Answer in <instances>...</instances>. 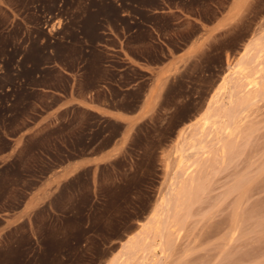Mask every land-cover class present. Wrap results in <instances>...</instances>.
I'll use <instances>...</instances> for the list:
<instances>
[{"label":"rangeland","instance_id":"rangeland-1","mask_svg":"<svg viewBox=\"0 0 264 264\" xmlns=\"http://www.w3.org/2000/svg\"><path fill=\"white\" fill-rule=\"evenodd\" d=\"M169 1L204 24L214 22L229 3ZM120 9L132 13L130 5L120 6L118 0H0V154L8 148L5 136L16 135L37 118L39 106L33 101L44 96L29 93L27 86L67 88L68 80L57 77L55 68H41L56 60L74 70L87 57L82 88L91 89L99 83V65L105 55L95 51L85 54L78 35L92 40L100 18L106 33H113L118 24L127 26L125 19L117 18ZM134 13L153 21L163 32L171 31L172 21L179 20L174 15ZM176 27L180 30L168 39L175 48L185 47L198 30L187 20ZM148 37L146 32L129 37L135 46L131 52L138 59L160 62L161 50L147 45ZM253 40L260 43L252 55L258 61L253 66L256 68L248 72L254 88L250 86L248 92L237 87L242 92L235 90L236 97L244 96L240 105L235 102L238 97L228 100L229 82L227 94L219 99L225 109L233 103L242 108L240 112L239 106L235 107V124L226 123L225 118L219 121L217 134L222 137L224 151L211 147L203 158L194 157L189 162L200 159L192 173L182 178L178 175L173 183L179 187L188 179L193 188L186 194L182 190L170 194L169 209L161 216V232L157 231L159 237L153 240L154 233L146 232L149 241L134 255H127L131 258L125 257V264H264V0H244L230 26L222 27L212 40H203L206 42L196 57L180 70L175 68L157 111L133 129L122 154L108 164L83 170L64 184L55 197L54 214L41 208L33 214L31 224L23 223L7 232L0 240V264H108L120 258L122 242L137 232L156 203L172 190L169 184L175 171L174 144L179 130L203 116L209 97L217 91L229 66ZM123 75L125 82L142 80L135 92L114 105L133 111L149 80L137 69L127 68ZM112 93L119 96L115 89ZM40 105L49 107L44 100ZM63 118L60 127L31 139L17 160L3 168L1 207L18 210L24 193L17 187L24 174L49 171L50 166L42 165L32 152L40 150L61 162L105 149L122 128L79 108ZM229 125L226 134L224 126ZM213 137L211 145L216 142ZM60 142H67L72 153L64 156ZM34 184L30 181L25 186ZM144 232L138 235L142 244Z\"/></svg>","mask_w":264,"mask_h":264},{"label":"crops","instance_id":"crops-1","mask_svg":"<svg viewBox=\"0 0 264 264\" xmlns=\"http://www.w3.org/2000/svg\"><path fill=\"white\" fill-rule=\"evenodd\" d=\"M144 1H147V6L140 4ZM243 1L229 0L223 14L214 22L204 24L197 16L188 15L180 6L169 0H128L125 3L118 0L120 6H131L132 13H126L120 9L117 14L118 20L127 21V26L118 24V29H115L113 33H106L102 30L100 18L96 23L98 27L94 31L92 41L85 40L80 33L78 35L85 54L95 51L105 55L99 65V83L91 89L82 88L87 57L74 70L66 68L63 63L56 60L50 66L41 68L42 70L55 68L57 77L68 80L67 88H49L40 85L26 87L29 93H40L44 98L33 101L36 106H39L36 120L30 121L16 135L4 137L8 148L0 154V173L4 167L12 165L17 160L18 154L31 139L48 129L60 127L65 122L64 115L69 114L71 117L75 108L93 113L101 119H110L121 124L122 128L118 138L110 146L98 152L88 151L76 158L58 162L52 155L40 150L32 152L42 165L50 166V169L43 175L24 174L21 185L17 187L24 193V199L18 210H10L5 205L0 206V240L16 226L23 223L31 224L33 214L41 208H46L49 213L54 214L56 211L54 200L64 184L83 170L108 164L122 154L133 129L157 111L160 99L175 68L180 70L190 59L196 57L204 42L212 40L222 27L230 26L234 13H237ZM135 11L149 17L174 15L179 20L172 21L171 31L163 32L153 21L145 20L141 15L135 14ZM182 20H187V24L195 26L198 30L185 47L177 45L175 48L168 43V39L175 37V31L180 30L176 25ZM140 32H146L149 35L147 45L159 47L162 58L160 62L152 63L146 59H138L132 54L131 49L135 46L130 44L129 37ZM113 40L116 45H108ZM127 68L137 69L149 80L144 94L138 100L137 108L133 111L114 106L129 92H135L142 83L139 79L125 82L123 74ZM39 77V75L36 76V78ZM114 89L119 92L117 98L113 96ZM43 100L49 105L48 108H41L40 102ZM51 100H53L52 103ZM60 144L65 149L64 156L72 153L67 142H60ZM30 181H34L35 184L31 187L25 186Z\"/></svg>","mask_w":264,"mask_h":264},{"label":"bare ground","instance_id":"bare-ground-1","mask_svg":"<svg viewBox=\"0 0 264 264\" xmlns=\"http://www.w3.org/2000/svg\"><path fill=\"white\" fill-rule=\"evenodd\" d=\"M259 44L260 43L258 40H253V41L247 43L246 46H244L243 52H241L239 57H237L233 66H229V69H228L229 71L225 74V76L221 80L220 84L218 85V87L216 89L217 91H214L212 93V95L209 97L203 116L201 118H199V120L197 122H194L193 124H189L185 128L179 130L181 132H180V134L177 135L176 141L174 144L175 145L174 146L175 147L174 153L176 156L175 161H174L175 171L173 174L174 176L171 179L172 181L169 184V187H172V190L170 191L168 189L172 193L167 191L165 196L161 197L162 198L161 202L156 203L157 205H155L153 207L152 211L150 212V214L148 215L146 220L140 224V228L137 230V232L135 234L131 235L130 237H128L126 240H124V242H122L121 251H120V253H121L120 258H117L115 260L111 259L108 262V264H125V262H126L125 257H127L128 259L131 258V257H128L129 255H131L130 253H133V255H134V253L139 251L138 249H140L141 246L143 248L144 245L146 244V242L149 241V238L147 237V235H145L146 232L154 233L153 240L156 239L155 237L158 233L157 231L160 230L159 226L163 224L161 222V216L163 215L162 213L165 212L164 211L165 209H169L168 207H169V204L171 202V201L169 202L170 194L172 195V194H174V192H176V191L178 192V190L179 191L182 190V192L186 194L187 192H189L190 189L193 188V187L191 188L192 183L188 179L185 180V182L179 187L174 185L173 182L175 181V179L178 178L177 177L178 175L181 174V178H182V175L183 176L185 175L187 177L190 173H192V171H194L195 168L198 167V165H199L198 162L200 160L198 158L195 159V162H193L191 164L189 163L191 160H193L194 157L202 156L201 158H203V156L206 154L207 150L211 147L219 146V151L220 152H222V150L224 151L225 145H223V146L220 145V142L222 141V137L219 138V135L217 134L218 126L220 123L219 121L223 120L225 118L226 123H233L234 119L236 118V116L238 114L237 109L239 108V109H241L240 112L242 111V108H240L241 104L239 102L241 101L240 99L244 96L241 95L240 98L238 97L239 94H237L236 92L237 91L239 92V90H237V87H242V90L244 88L247 91L250 89V86H251L250 78H252V77H249L250 75L248 76V74H249L248 72L251 69V67H252V69L256 68L253 66H254L255 62H258V61H256V59L252 55L256 49L258 50ZM251 74H252V72H251ZM229 82L230 83L232 82L231 83L232 87L229 90L228 100L230 102H233L236 100L235 102L238 101V104H240V105H238L237 103H235L236 104L235 105L233 103L235 106H233V104H230V106L228 107L229 109H225V107H223V102H222L221 106L219 105V104H221V103H219V99L221 100V98L225 94H227L226 91H227V86H228ZM256 83H257V81H256ZM256 83H255V85H257ZM253 88L251 86V89H253ZM238 89H240V88H238ZM235 90H236V92H235ZM245 90H244V92H245ZM247 91H246V93H248L250 90L248 92ZM241 92H239V93H241ZM236 95H238L237 97L239 100L238 99L233 100L236 97ZM246 97L247 96H245V98ZM248 103L249 102L247 101V104ZM235 107H238V108L236 109ZM234 124H235V122H234ZM233 127H232V129H233ZM222 128H223V126H222ZM224 128H225L224 129L225 133L229 134L228 132L231 128V125H229L228 127L224 126ZM213 135H215V138L213 137ZM212 137L214 138V140L216 142L211 145V141L213 140ZM167 166H168V164H167ZM177 185H178V183H177ZM141 231L142 232L145 231L143 234L144 235L143 239H142V241L144 242L143 244H142L141 240L138 239V235L141 234L140 233ZM160 232H161V230H160ZM160 238H162V237H160ZM122 250H124V251H122ZM122 252H123V254H122ZM141 252L145 253V250L141 251ZM121 258H124V261L122 260L123 262L121 261L120 263H118L119 260H121ZM143 260H145V259L143 258Z\"/></svg>","mask_w":264,"mask_h":264},{"label":"trees","instance_id":"trees-1","mask_svg":"<svg viewBox=\"0 0 264 264\" xmlns=\"http://www.w3.org/2000/svg\"><path fill=\"white\" fill-rule=\"evenodd\" d=\"M142 6L144 5V6H147V1H144V2H142V3H140ZM89 40V39H88ZM90 41H92V40H90Z\"/></svg>","mask_w":264,"mask_h":264}]
</instances>
